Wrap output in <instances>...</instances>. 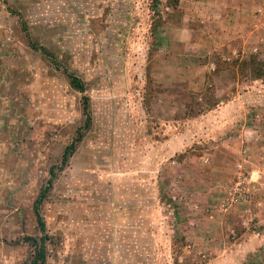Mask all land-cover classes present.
Masks as SVG:
<instances>
[{"label": "rangeland", "instance_id": "rangeland-1", "mask_svg": "<svg viewBox=\"0 0 264 264\" xmlns=\"http://www.w3.org/2000/svg\"><path fill=\"white\" fill-rule=\"evenodd\" d=\"M219 1L0 0V264H31L85 97L41 206L45 264H230L215 249L264 228V0L243 1L230 53L173 43L186 4L205 28Z\"/></svg>", "mask_w": 264, "mask_h": 264}, {"label": "crops", "instance_id": "crops-1", "mask_svg": "<svg viewBox=\"0 0 264 264\" xmlns=\"http://www.w3.org/2000/svg\"><path fill=\"white\" fill-rule=\"evenodd\" d=\"M243 1L249 0H220L218 3L213 5L212 9L208 7L207 4L204 5L203 8L201 7L202 14L205 16L211 17L213 11L215 16V19L209 21V24L205 28L198 23V18H196L194 10L195 6L193 3L189 2L185 5L186 10L183 14L184 16L181 27L175 31H173L172 28V33L174 32L177 37V39H173L174 45L181 46L188 50L195 48L193 46H200V48H204L205 52L208 50V53L211 55H216V53H219L220 55L230 53V51L234 48L235 42L233 39L236 38L234 32H236L235 29L239 23L237 12L239 9L245 7L243 6L245 5V2ZM220 25L223 30L219 31V35L217 37L219 39L216 40L215 47H213L212 45L215 43V40L212 41L213 36H208V33L210 31H214V29L218 30ZM197 36L201 37V40L207 38L205 39L207 42L203 44L201 40H195ZM201 69L204 71L203 77L204 80H206L207 72H211V67L209 64H205L204 66H201ZM192 81L193 80H191V82ZM237 98L238 97H235L233 100H228V102L220 100L218 101L216 108L211 111H213V113H221V110H223L225 106L233 105ZM221 228L226 232L228 226L226 224H222ZM232 243L233 244L229 248V251L226 250L222 255L219 252L220 249L216 248L214 253L217 254V256L214 257V261L224 259L229 261L230 264H241L244 262H248L247 264H264V228L256 230L251 229L250 227L242 228L239 230L238 235L235 237V241ZM257 251H260V254H255ZM226 253L227 255L224 257Z\"/></svg>", "mask_w": 264, "mask_h": 264}, {"label": "trees", "instance_id": "trees-1", "mask_svg": "<svg viewBox=\"0 0 264 264\" xmlns=\"http://www.w3.org/2000/svg\"><path fill=\"white\" fill-rule=\"evenodd\" d=\"M31 44H33L31 42ZM33 48L35 49H39L42 51H46V47L39 45V46H35L33 45ZM68 76L70 78V82L71 84L78 89L81 92H85L86 87L85 84L83 82V80L73 74V73H68ZM84 110H85V114H86V123L83 127H80L77 131V136L72 140V142L66 147L64 154H63V160H62V164L61 165H57V166H53L50 169V178L47 181V185L40 191L38 198L35 201L34 204V212L40 227V230L42 232V236L40 238H33V237H27V239L33 243H35V255L31 261V264H45L46 263V259H47V250H46V241L49 238V235L47 233V225H46V221L44 219V217L41 214V206L44 202V200L46 199L52 184H53V180L56 177V170H63L65 168V166L68 164V160L69 157L75 152L77 144L82 140L83 138V134H82V129H87L89 127V123L91 120V115L88 112L89 110V103H88V99L87 97H85L84 99Z\"/></svg>", "mask_w": 264, "mask_h": 264}, {"label": "built area", "instance_id": "built-area-1", "mask_svg": "<svg viewBox=\"0 0 264 264\" xmlns=\"http://www.w3.org/2000/svg\"><path fill=\"white\" fill-rule=\"evenodd\" d=\"M263 170H264V168H263ZM238 178H239V179H244V178H246V177H245L243 174H241V175L238 176ZM240 181H241V180H240Z\"/></svg>", "mask_w": 264, "mask_h": 264}]
</instances>
